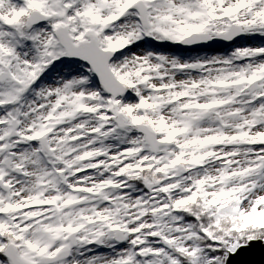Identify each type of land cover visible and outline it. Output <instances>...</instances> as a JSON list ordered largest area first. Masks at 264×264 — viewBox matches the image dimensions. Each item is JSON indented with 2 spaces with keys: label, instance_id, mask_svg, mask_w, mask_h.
Segmentation results:
<instances>
[{
  "label": "snow or ice",
  "instance_id": "6c2138e0",
  "mask_svg": "<svg viewBox=\"0 0 264 264\" xmlns=\"http://www.w3.org/2000/svg\"><path fill=\"white\" fill-rule=\"evenodd\" d=\"M264 264V0H0V264Z\"/></svg>",
  "mask_w": 264,
  "mask_h": 264
},
{
  "label": "water",
  "instance_id": "95a60500",
  "mask_svg": "<svg viewBox=\"0 0 264 264\" xmlns=\"http://www.w3.org/2000/svg\"><path fill=\"white\" fill-rule=\"evenodd\" d=\"M261 253L260 252H255V253H251V254H248L244 257V259H248V260H253V261H256L257 264H259V261L261 260Z\"/></svg>",
  "mask_w": 264,
  "mask_h": 264
}]
</instances>
